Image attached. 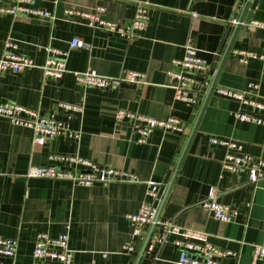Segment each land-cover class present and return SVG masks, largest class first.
I'll return each instance as SVG.
<instances>
[{"label":"crops","instance_id":"crops-1","mask_svg":"<svg viewBox=\"0 0 264 264\" xmlns=\"http://www.w3.org/2000/svg\"><path fill=\"white\" fill-rule=\"evenodd\" d=\"M136 2H148L150 16L143 31L131 38L93 29L85 19L70 18L66 9L93 11L104 6V17L117 23L132 19ZM12 0H0L7 6ZM52 19L0 14V55L6 41L16 53L36 64L46 59V47L68 51L65 72L58 79L44 78L37 67L0 73V101H13L40 112L57 109L65 101L83 105L71 126L80 139L67 135L33 142L32 130L0 116V237L18 242L13 258L3 264H32L39 234L56 237L69 226L72 264H177L178 250L171 236L153 252L140 242L133 254L122 247L132 241L128 216L143 203L147 180L159 181L160 199L153 204L158 218L179 228L208 235L209 242L226 256L221 264H251L252 250L264 236V177L251 183L245 170L223 166L225 148L208 138L227 137L242 144V151L264 157V125L236 119L233 113L250 110L237 100L208 90L193 107L173 97L170 73L176 70L184 47L194 46L213 66L214 85L246 90L256 84L264 99V0H34ZM190 12L199 16L192 18ZM236 16L239 24L230 23ZM250 17L249 22H245ZM83 45L69 48L72 38ZM250 55L246 61L240 54ZM253 55V56H251ZM93 68L99 74L125 77L128 70L142 73L140 83L116 89H96L75 80L71 70ZM118 109L151 117L175 116L186 124L183 133L153 130L145 141L130 122H117ZM264 116V111L256 112ZM80 155L101 165L137 175L141 183L74 186L66 180L29 178L30 165L48 163V155ZM210 188L218 203L237 208L232 223L216 220L200 206ZM105 254L106 257H102ZM257 264H264V261Z\"/></svg>","mask_w":264,"mask_h":264},{"label":"built area","instance_id":"built-area-1","mask_svg":"<svg viewBox=\"0 0 264 264\" xmlns=\"http://www.w3.org/2000/svg\"><path fill=\"white\" fill-rule=\"evenodd\" d=\"M104 12L105 7L102 5L97 6L93 11L65 10L68 17L85 19L86 24L93 29L131 38L145 29L150 16V5L148 2H136L134 16L125 23L106 19ZM0 14L53 18L50 11L37 7L34 0H12L10 5L0 6ZM190 15L194 19L199 16L195 12H190ZM229 21L232 24L241 22L236 16H232ZM252 23L264 27L262 22L253 21ZM81 45L83 43L77 37L69 42V48ZM15 48V42L8 39L6 50L0 55V73L37 67L42 71L45 79H58L65 72H69L66 67L68 51L47 46L45 61L42 64H36L31 57L16 53L13 50ZM249 56L242 53L240 60L246 61ZM258 57L264 61V55ZM174 62L177 68L170 73V87L175 100L195 107L211 88L216 94L235 99L250 108L249 111L236 110L233 113L236 119L264 125V116L256 114V112L264 111V99L257 94L256 84L250 83L246 90L214 85L212 64L201 57L194 46H185L183 56ZM70 72L77 83L101 90L116 89L125 83L143 81L142 73L134 70H128L125 77L102 75L91 67ZM82 113L83 105L65 101L58 102L57 109L49 113H43L38 109H32L13 101H0V116L8 118L13 124L30 128L33 142L36 144H42L46 139L59 135L80 139L81 130L71 126V119L75 114L82 115ZM114 117L117 122H130L134 131L139 135V142L145 141L153 130L163 133H183L186 129L184 121L175 116L156 118L136 111L118 109ZM208 141L225 148L223 166L226 170L230 172L245 170L251 183H256L264 177V157H254L243 152L240 142L227 137L210 136ZM25 175L29 178L66 180L74 186L81 187H91L97 184L106 186L112 183H141L135 174L101 165L80 155L50 154L48 163L30 165ZM144 184L147 188L146 195L152 202L143 203L135 214L128 216L132 228V241L122 247L124 253L133 254L137 244L145 240L149 230L153 227L146 245L147 252H153L155 248L165 245L173 236L176 238L173 243L178 250L177 264H221L224 257L235 255L233 252L223 251L212 245L205 233L179 228L172 222L159 220L158 209L153 203L159 201V191L163 184L155 180H147ZM200 206L223 223H232L239 215L237 208L217 202L215 188H210L206 198L200 202ZM68 230L69 226H66L65 231L56 237L39 234L32 252V264H72L73 253L68 247ZM17 247V240L0 237V264H3V258H13ZM102 257L106 255L102 254ZM262 261H264V236L260 244L253 246L251 264Z\"/></svg>","mask_w":264,"mask_h":264},{"label":"water","instance_id":"water-1","mask_svg":"<svg viewBox=\"0 0 264 264\" xmlns=\"http://www.w3.org/2000/svg\"><path fill=\"white\" fill-rule=\"evenodd\" d=\"M239 20H240V19H239ZM249 21H250V17H247L245 22H249ZM210 90H211V88L209 89V91H210ZM152 228H153V227H152ZM152 228L149 230V232H148V234H147V236H146V238H145L144 244H143L142 249H141L140 257L142 256V254H143V252H144V250H145V248H146V245H147V242H148L149 236H150V234L152 233ZM131 231H132V228H131Z\"/></svg>","mask_w":264,"mask_h":264}]
</instances>
